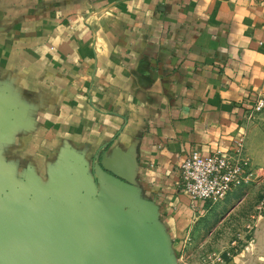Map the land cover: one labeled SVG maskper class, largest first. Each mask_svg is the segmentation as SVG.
<instances>
[{"label":"crops","instance_id":"obj_1","mask_svg":"<svg viewBox=\"0 0 264 264\" xmlns=\"http://www.w3.org/2000/svg\"><path fill=\"white\" fill-rule=\"evenodd\" d=\"M8 80L40 111L17 161L0 154V211L14 228L47 209L86 222L118 204L157 212L178 245L200 219L183 162L232 153L242 137L250 155L258 133L245 120L264 93V0H0V108L12 119ZM64 142L101 150V166ZM257 249L237 264H264V218Z\"/></svg>","mask_w":264,"mask_h":264},{"label":"rangeland","instance_id":"obj_2","mask_svg":"<svg viewBox=\"0 0 264 264\" xmlns=\"http://www.w3.org/2000/svg\"><path fill=\"white\" fill-rule=\"evenodd\" d=\"M8 81L7 95L15 105L12 110L15 111L16 116L12 119L5 118L3 110L7 108H0V154L16 160V156L19 155L18 140L26 132L30 133L29 126H38L40 111L39 105L31 100L30 95L12 80ZM258 97L259 100H264V93L259 94ZM25 104L26 108H24ZM250 114L245 120V126H250L251 129L256 127L258 133L251 138L250 155L246 150L244 151L243 180L222 202L217 204L207 202L200 209L192 205L195 216L200 219L188 230H184L185 238L181 239L180 244H173L169 248L172 264H237L236 259L253 260L256 257L257 226L264 218V109L251 120ZM27 121L32 123L29 124ZM3 144L13 146L6 148ZM65 146L78 154L81 158L74 157L83 160V164L87 160L89 163L87 165H91L93 169L101 166V150L93 152L91 147H86L82 154V150L70 142H64ZM88 149L89 159H87ZM63 167L68 168L66 171L72 169L69 165ZM74 168L76 172L77 165ZM251 174L253 177H250ZM204 211L206 213H202Z\"/></svg>","mask_w":264,"mask_h":264},{"label":"water","instance_id":"obj_3","mask_svg":"<svg viewBox=\"0 0 264 264\" xmlns=\"http://www.w3.org/2000/svg\"><path fill=\"white\" fill-rule=\"evenodd\" d=\"M157 217L137 218L113 204L83 222L47 209L17 230L0 211V264H172V244Z\"/></svg>","mask_w":264,"mask_h":264},{"label":"built area","instance_id":"obj_4","mask_svg":"<svg viewBox=\"0 0 264 264\" xmlns=\"http://www.w3.org/2000/svg\"><path fill=\"white\" fill-rule=\"evenodd\" d=\"M264 100L257 101L249 119L262 113ZM245 137L239 138L232 153L217 152L203 157L198 152L190 155L181 165V186L193 206L199 202L217 204L243 180ZM253 177V174L250 175Z\"/></svg>","mask_w":264,"mask_h":264}]
</instances>
